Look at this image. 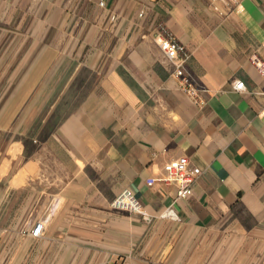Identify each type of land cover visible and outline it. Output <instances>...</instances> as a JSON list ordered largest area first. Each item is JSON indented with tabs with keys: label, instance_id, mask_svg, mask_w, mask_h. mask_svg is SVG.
<instances>
[{
	"label": "crops",
	"instance_id": "0c3cea01",
	"mask_svg": "<svg viewBox=\"0 0 264 264\" xmlns=\"http://www.w3.org/2000/svg\"><path fill=\"white\" fill-rule=\"evenodd\" d=\"M164 32L190 54L197 99ZM253 57L264 61V0H0V65L25 74L0 114L14 122L0 128V264H264ZM184 157L201 171L193 194L160 218L177 191L164 166ZM126 189L150 222L111 208Z\"/></svg>",
	"mask_w": 264,
	"mask_h": 264
},
{
	"label": "built area",
	"instance_id": "2783aa9c",
	"mask_svg": "<svg viewBox=\"0 0 264 264\" xmlns=\"http://www.w3.org/2000/svg\"><path fill=\"white\" fill-rule=\"evenodd\" d=\"M214 10L218 11L219 7L227 9L235 8L239 0H210ZM104 5L102 2L100 3ZM162 50L166 58L171 62H176L177 68L175 71L176 77L180 80L181 87L186 90L194 99L198 98V90L195 89L190 82L185 72V63L190 59V54L187 52L184 45L180 44L170 33L164 32L160 41ZM261 76L264 77V61L257 57L251 59ZM235 90L242 91L245 88L244 82H236ZM166 176L162 181L166 184H174L177 187L176 195L168 206L161 212L160 218L177 220L175 205L180 201L187 199L193 194L194 184L200 175L201 171L198 168H191L187 158H180L169 162L164 166ZM154 180L148 184L152 185ZM111 208L117 211L128 212L140 216L144 221L150 222L154 217L151 216L144 208L140 200L128 189L123 190L116 196L111 204ZM44 230V223L40 220L36 221L30 231V235L34 238H39Z\"/></svg>",
	"mask_w": 264,
	"mask_h": 264
},
{
	"label": "rangeland",
	"instance_id": "374dc122",
	"mask_svg": "<svg viewBox=\"0 0 264 264\" xmlns=\"http://www.w3.org/2000/svg\"><path fill=\"white\" fill-rule=\"evenodd\" d=\"M11 31H14V29ZM23 32H29V26H23ZM7 43L9 45L12 42L8 41ZM9 62L10 61L8 57L7 64H9ZM3 68L4 67L0 65V114L2 112H11L14 110L13 100L16 94L21 92V90L16 88L15 85L18 84L21 78L24 77L25 75L23 73H15L13 70L14 67L11 68L12 69L11 71H7V72H4ZM12 123L14 122H10V121L5 122L0 120V128L9 127V125H12Z\"/></svg>",
	"mask_w": 264,
	"mask_h": 264
}]
</instances>
